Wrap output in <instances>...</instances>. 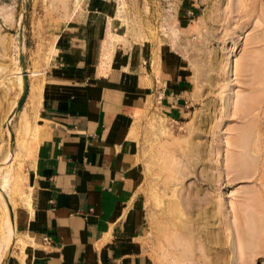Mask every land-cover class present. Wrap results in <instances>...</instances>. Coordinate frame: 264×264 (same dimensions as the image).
I'll list each match as a JSON object with an SVG mask.
<instances>
[{
  "label": "rangeland",
  "instance_id": "rangeland-1",
  "mask_svg": "<svg viewBox=\"0 0 264 264\" xmlns=\"http://www.w3.org/2000/svg\"><path fill=\"white\" fill-rule=\"evenodd\" d=\"M108 2L112 11L89 57L99 60L110 17L106 57L119 42L149 46L144 65L157 74L130 133L140 171L128 208L146 260L264 264V0H0L4 257L26 248L12 210L31 200L27 162L43 62L69 18L84 21L90 9V32L94 4ZM176 66L183 78L170 107L157 94H169L160 76ZM24 71L28 92L19 107Z\"/></svg>",
  "mask_w": 264,
  "mask_h": 264
},
{
  "label": "crops",
  "instance_id": "crops-1",
  "mask_svg": "<svg viewBox=\"0 0 264 264\" xmlns=\"http://www.w3.org/2000/svg\"><path fill=\"white\" fill-rule=\"evenodd\" d=\"M85 18L62 26L38 76V134L27 162L31 200L12 210L26 248H15L4 264H151L128 208L140 171L130 133L157 74L144 65L149 46L119 42L106 57L110 17L99 60L89 57ZM179 67L160 76L171 87L163 92L170 107L183 78Z\"/></svg>",
  "mask_w": 264,
  "mask_h": 264
},
{
  "label": "bare ground",
  "instance_id": "bare-ground-1",
  "mask_svg": "<svg viewBox=\"0 0 264 264\" xmlns=\"http://www.w3.org/2000/svg\"><path fill=\"white\" fill-rule=\"evenodd\" d=\"M60 1H61L62 4H64V1L65 0H60ZM112 6H113V4L108 2V3H106L105 8L102 9L101 11H99V12H93V11H91L89 13L88 24H89L90 33H91V35H90V46H89V48L92 51V53H93V50L95 48L94 47V43H96V37L99 36V35H101L103 33V29L105 27L106 16L112 11ZM10 81H12V80H10ZM12 108H13V106H12ZM16 110H17V107L14 109L12 115H14L16 113ZM9 121H11V118H10ZM5 259L6 258L4 257L3 248L0 246V264H4L5 263L4 262Z\"/></svg>",
  "mask_w": 264,
  "mask_h": 264
},
{
  "label": "water",
  "instance_id": "water-1",
  "mask_svg": "<svg viewBox=\"0 0 264 264\" xmlns=\"http://www.w3.org/2000/svg\"><path fill=\"white\" fill-rule=\"evenodd\" d=\"M20 59L23 62V56H21ZM23 68H25L24 65H23ZM23 78H24V90H23V93L21 94L18 106H21L22 102L25 100V97H26L27 91H28V78H27V74H26L25 71H24V74H23Z\"/></svg>",
  "mask_w": 264,
  "mask_h": 264
},
{
  "label": "built area",
  "instance_id": "built-area-1",
  "mask_svg": "<svg viewBox=\"0 0 264 264\" xmlns=\"http://www.w3.org/2000/svg\"><path fill=\"white\" fill-rule=\"evenodd\" d=\"M163 98H164V93L162 91L158 92V94H157L158 101H161Z\"/></svg>",
  "mask_w": 264,
  "mask_h": 264
}]
</instances>
